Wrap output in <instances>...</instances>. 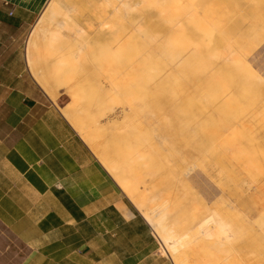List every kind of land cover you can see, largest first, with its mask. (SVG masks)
<instances>
[{"label": "rangeland", "instance_id": "obj_1", "mask_svg": "<svg viewBox=\"0 0 264 264\" xmlns=\"http://www.w3.org/2000/svg\"><path fill=\"white\" fill-rule=\"evenodd\" d=\"M68 1L70 0H58L57 4L58 6L66 7V2ZM96 2H98V0H96ZM185 2L188 6L184 9L186 17L181 22V25L187 26L186 22L189 21L197 22L199 30V23L209 20L215 33V36L210 38L209 41L198 37V35H195V32L188 30L184 37L186 41L182 42L180 45L176 42L169 45L168 41L170 39L175 40L177 36L164 34L165 31L174 28V25L170 24L167 26L164 22L166 18L158 17L160 6L162 5L160 0L140 1L139 5H136L128 16H118L115 19V29L119 32L120 36H122L120 29L127 25L130 17L133 19L140 18L142 22L147 20V24L143 25V29L149 31L151 36L156 34V36L152 38L153 45L155 46L150 48L151 53H157L161 47L169 52H175L180 48L184 50L189 49L186 54L187 57L184 59L181 66L179 68L176 67L177 70H189L193 67L196 68L197 74L203 63L213 64L215 62L211 58H208V56L228 54V64H224L220 69L214 66L217 70L211 71L213 75L216 73L220 78L218 76V79L213 78L207 80L208 76L207 73H205L202 77L197 75L199 77V79H197L194 77V74V76L191 73L179 75L175 71V74H171L162 79H156L149 87L145 85L141 91L137 92L135 89L136 75L133 74L130 77H125L122 73L128 69L129 66L127 64L133 65L134 63H141L142 60L140 56L136 53H133V57H128V55H116L115 61L110 63V70H107V66H105L103 75L96 72L90 79L79 82L80 89L77 88L74 91H67L65 88H58L55 94L59 96H57L56 101H53V103H55L57 107L67 104L65 110L61 111V113L69 121L74 115H78V113L75 114L76 111L74 112V109L78 111L81 110L80 108H82L83 104H89L90 108L88 109H92L93 106L90 103H94L96 106V103L102 104V101H106L104 103V106H106L105 112L103 111V115L101 117L97 116V118H99L102 124L101 127H99V133L102 134L103 131H105V126L108 131H106V135L108 136H105L103 140L107 143L112 140L109 142L110 145L111 142H114L113 145L108 147V153L112 149H116V145L122 144L118 146L116 150H120L122 146H127L126 151L128 152L129 150L131 156L134 158L135 155L132 154L137 152L134 150L141 149L142 152L149 147L148 153L149 150L155 151H151L152 153L150 152L153 158L157 153L156 151L160 152L162 148H168L170 150L169 155L171 156V161L167 164L173 166V168L179 167L181 171H188L189 166H184L183 164L175 162L174 158L176 157L175 155H177V150L186 148L199 154L193 161V171L190 172L187 183H180V185L179 183L177 184V182H170L171 185L167 184L165 181L163 183L162 179L169 169L167 168L169 165L166 167L163 161L160 160L155 162V159H152L154 166L152 163L149 164L152 165V167L161 169V173L157 171L159 177L156 174L157 178L154 176L152 180L155 186L152 191L156 194H161L163 192L165 194V191L168 189L174 191L178 189L182 191L184 188V190H187L185 198L184 196L182 197V193L177 195L179 199L174 197L176 193L172 197L173 202H175V200L180 201L174 204L179 213L177 218L178 225L173 226L171 225L172 223H168L170 221H167L164 223V229L167 230L172 226L175 230L173 235L181 236L191 230L190 232H192V234L194 233L193 235L195 237H198V241H201L196 227L201 222H206V220L209 221L208 225L210 227H208L213 229V232L217 231L220 233L219 231H223V234L214 232L215 235L217 234L216 236L221 237V239H217L215 235L210 239L205 238L207 240H204V238L202 239L204 242L207 241V244H203H206L208 247L206 246V248L204 246V248L207 250L209 249L208 252L214 254L212 256L208 254L203 256V251L200 248L203 245L199 247V242L197 240L198 243L194 242L197 248L193 246L194 244H190V246L192 245L194 247V250L192 249L194 252L200 249L197 252L202 254L198 256L197 254L200 253L195 252L197 254L194 255L195 253L187 248L189 251L184 250V252L182 250V252H179L181 254L177 260H170L160 246L157 256L161 258L165 264H264V247H262L264 245L261 246V244H264V240H262L264 239V231H262L264 230L262 229L264 228V224H259L260 222H264V204H262L264 203V201H262V199H264V0H185ZM67 6L70 8V12H68V16L70 17L69 22H67L68 25L72 23H82L85 19H87V21L89 19V22L95 21L92 17L87 18L88 13L92 11L91 0H73L72 5ZM58 11H55L56 14L53 13L54 16L52 18L54 20L57 19L58 16V18L61 16V13L59 14ZM181 11L182 9H180V12ZM64 19L63 16V19L61 17L60 21L62 20L65 22L66 20ZM57 20L59 21V19ZM150 22L151 24L149 26ZM50 24L51 22L47 24L46 21L39 24L37 29L40 28V30L44 32L49 28ZM68 25H66V27ZM63 28H65V26H63ZM66 29L65 31H67ZM122 43L130 46L132 42H129L128 36H125L122 39ZM53 46H55V44L50 46V51ZM42 47L43 51L41 52H43L44 55L42 63L38 66V70L40 74H43L44 78H51L55 76V74H53V71L51 73V70H46V68L49 66L48 63L51 60L50 56L52 52L49 53V51L48 56V53H44V51H46L44 50V45ZM130 52L131 51L127 53L129 54ZM23 55L24 57L26 56V45H24L23 48ZM35 58H37V55ZM157 58L161 61L162 59H166V56L164 55ZM205 59H207V62H204ZM144 60L145 58L143 61ZM244 67H248L250 71L254 72L260 78V81H262H259V83L248 75L246 73V68L243 69ZM25 68L26 72L29 73L26 64ZM222 70L226 76L222 74ZM178 77L180 83L178 82ZM184 80L186 82H182ZM33 81L45 94L46 92L39 87L34 79ZM226 82H229L230 85ZM221 84H223V86ZM227 84L230 87L226 86ZM112 85L115 87L114 90L111 89ZM225 86L228 93L226 96L222 95L221 91L217 92L218 88H224ZM176 87L178 88L177 91ZM199 88L201 94L197 92ZM203 88H209L210 90ZM149 89H152V93L147 92ZM95 91L97 92V97ZM103 93L106 94L107 98L102 97V99H100ZM198 94L200 95L198 96ZM77 95L79 96L77 97ZM195 98H197L198 101H195ZM123 99L127 100L125 102L127 103L126 105H124ZM156 101H161L164 104L173 102L168 114L170 123L174 124L175 126H173L175 128L178 126V128L172 129L171 132H169L168 129L164 128V126H166L165 120L161 123L158 122L157 113L152 111L153 103ZM122 102L124 104H122ZM198 104L202 107L208 104L207 106L209 108L206 106L204 111H202V107ZM72 105L77 107L72 108ZM78 106H80V108H78ZM95 109H92V113H96L97 107ZM130 110H134V114L127 115ZM68 111H70L71 114ZM153 112L155 117H152ZM125 114L129 117H123ZM119 119L126 120V122L120 123L119 121L121 120ZM131 119L135 120L134 126L130 124L132 121ZM102 121L105 122L102 123ZM107 122L109 125H106ZM87 124L90 125L87 127ZM111 125L113 126L112 128L121 125V127L127 126L125 131L127 134L125 135L124 133V138L122 136H112V134H109L110 131L108 128L111 130ZM84 127H86L84 129L87 130L89 127L94 128L95 124L91 121V123H85ZM149 130L152 131V136ZM155 135L164 136L163 146L154 142ZM212 136H214V138ZM150 139H152V142ZM136 143L137 146L135 145ZM86 145L88 146V144ZM90 147L89 145V150L100 162L99 157L101 155L99 156L97 154L99 148L94 152ZM130 147H132V150ZM131 151L134 152L132 153ZM103 152L104 154H102L105 155V149ZM146 152L144 151L145 155L147 154L148 156L149 154ZM144 153H141V155ZM159 156L161 157V155ZM172 161L177 167L171 163ZM207 164L216 166V170L212 174V177L205 173V169H207L205 167H208ZM103 169L106 172L107 169H105V167ZM134 181L135 180H133V182ZM165 183L166 185H164ZM140 185L139 192L141 191L143 193L146 189H151L148 185ZM256 188L261 189L256 192ZM194 191L196 192V196L203 201L196 200ZM253 192L258 194L256 200H252L250 197ZM145 194H147V192H145ZM181 201L182 204H180ZM253 201L256 203H253ZM178 204L179 206H177ZM229 206L232 208H229ZM143 208L144 207H141V210H137L141 216L142 212L146 210V208ZM208 209L213 210L209 211ZM208 216H213L214 219ZM216 223H218V227ZM257 224L259 227L262 226V228H260L261 230H258ZM229 230H231V232H229ZM244 230L246 232H244ZM260 239L262 243L258 244V241L260 243ZM222 241H225V244H221L223 243ZM217 247L218 249L221 248L218 250L216 249ZM215 250L218 251L216 252ZM190 251L192 254L189 253Z\"/></svg>", "mask_w": 264, "mask_h": 264}, {"label": "crops", "instance_id": "obj_2", "mask_svg": "<svg viewBox=\"0 0 264 264\" xmlns=\"http://www.w3.org/2000/svg\"><path fill=\"white\" fill-rule=\"evenodd\" d=\"M49 1L0 0V264H165L67 104L26 72L23 48Z\"/></svg>", "mask_w": 264, "mask_h": 264}, {"label": "bare ground", "instance_id": "obj_3", "mask_svg": "<svg viewBox=\"0 0 264 264\" xmlns=\"http://www.w3.org/2000/svg\"><path fill=\"white\" fill-rule=\"evenodd\" d=\"M57 1L58 0H50L47 4L45 10L43 11V13L37 19L35 26H34V29H33V32L31 33V35L29 36V38L27 39V41L25 43V45H26V56L24 57V58H26L25 61H26V66H27L28 71H29L28 74H30V76L36 81V83L39 85V87L46 92L45 94L48 95V98L52 102L56 101L57 96H59L58 94H55L58 88H65L67 91H72V90L74 91L77 88L80 89L79 82L84 81L85 79H90L91 77H93L95 75L96 72L101 73L103 75L105 66H107V70H110L109 69L110 65H111L110 63H113L115 61L116 55H128V57H133V53L134 54L136 53L140 56V58L142 60L141 63H137V64L134 63L133 65L127 64L129 66L128 69L122 73L125 77H130L133 74L136 75L135 89L137 92L141 91L142 88H144L143 86H145V85L147 87H149L156 79H162V78H165L171 74H175V71L179 75L180 74H186V73H189V74L191 73L192 75L194 74L195 76L194 75L193 76L197 79H199L200 76L202 77L205 73H207V76H208L207 80L208 79L211 80L213 78L218 79L219 75L217 76L216 73H214V75H213L211 73V71L217 70L216 67L218 69H220L224 64H226V63L228 64V59H229L228 54L227 55H221V56H218V54H215L213 56H208V58H211L215 62L213 64L212 63H209V64L203 63L201 65V69L197 72V74H196V68H193V67H192V69H189V70L188 69L187 70H183V69L177 70L176 67L179 68L181 66L184 59L187 57L186 54L188 53L189 49L184 50L183 48H180L179 50H177L175 52H169L166 49H164L163 47H161L157 53H153V52L151 53L150 48L152 46H155V45H153L152 38L154 36H156V34L151 36L149 31H145L143 29V25L147 24V20H144V22H142V20L140 21V18L139 19H137V18L133 19L132 17H130L128 22H127V25L120 29V31L122 33V36H120L119 32L116 31V29H115V25H114L115 19L118 16H128L130 14V12L133 10V8L136 5H139L140 1L147 2L149 0H98V2H96V0H91L92 11H90L88 13L87 18L92 17L95 19V21L89 22V19H88V21H87V19H85L82 23H72L71 25L67 24V22H69V20H70V17L68 16V12H70V8H68L67 5H72L73 0L66 2V7L58 6ZM160 1H161L162 5L160 6V11L158 13V17L166 18L164 20V22L167 24V26L170 24L174 25V28H170L169 30L165 31L164 34H167V35L171 34V35L177 36V38H175V40L170 39L168 41L169 45L172 44L173 42L179 43V45H180V44H182V42L186 41L184 37H185L188 30L195 32V35H198V37L203 38L206 41H209L210 38L215 36V33L213 31V27H212L211 22L209 20H205L202 23H199V26H200L199 30H198L197 22H190L189 21V22H186L187 26L181 25V22L186 17V14L184 13V9L188 6V4L185 2V0H160ZM180 9H182L181 12H180ZM55 11H58L59 14L61 13L60 18L62 17V19H63V16H64V18H65L64 20H66L65 21L66 24L64 21H62V20L60 21V18H58L59 16L57 17V19H59V21L57 19L54 20L52 18L54 16L53 13H55ZM46 21H47V24H49V22H51L49 28L46 31L43 32L40 30V28L37 29V26L39 24H42ZM150 24H151V22L149 23V26H150ZM66 25H68V26L66 27ZM63 26H65V28H63ZM68 27H69V29H68ZM65 29L67 31H65ZM125 36H128L129 42H132L130 46L128 44L122 43V39ZM42 44L44 45V50H46V51H44V53H46V54L50 51V46L55 44V46H53V48L51 47V51L49 52V53L52 52V54L50 56L51 60L48 63L49 66L46 68V70H49V71L51 70V73L53 71V74H55V76L51 75V76H53L51 78H44L43 74H40L39 70H38V68H39L38 66L42 63V58L44 55L43 52H41V51H43V47H42L43 45ZM129 51H131V52L128 54L127 52H129ZM49 53H48V56H49ZM155 54L157 57H161V56L165 55L166 59H162L161 61H159V58H157L155 56ZM36 55H37V58H35ZM144 58H145V60L143 61ZM204 62H207V59H205ZM214 66H216V67H214ZM245 68H246V73L248 75H250L256 81H258V82L260 81V78L254 72H251L248 67H244L243 69H245ZM227 71H228V69H227ZM41 73H43V72H41ZM222 74H224V71ZM224 76H226V75L224 74ZM219 78H220V76H219ZM226 78H228V77H226ZM178 80H179V77H178ZM226 81H227V79H226ZM178 82L180 83V80ZM182 82H186V81L184 80ZM182 82H181V84H182ZM226 83L229 84V82H226ZM228 84L226 86L230 85V84L229 85ZM221 85L223 86V84H221ZM226 86L224 87L225 89L224 88H218L217 92L221 91V94L226 96L228 94ZM177 87H176V91L178 90ZM217 87H219V86H217ZM111 89L114 90L115 87L112 85ZM203 89H207V88H203ZM203 89H201V90H203ZM199 90H200V88L198 89V91L196 89V91L198 93H200ZM147 92L152 93V89H149V91H147ZM95 93H96L95 95L97 97V92L95 91ZM200 94H198V96ZM202 94H205V93H202ZM47 95H45V96H47ZM78 96L79 95H77V97ZM219 96L223 97L221 95H219ZM102 97L107 98L105 93H103V95L101 96L100 99H102ZM225 98H227V97H225ZM234 98H236V97H234ZM196 100H197V98H195V101ZM122 101H124V103H125L127 100L123 99ZM74 102H72V103H74ZM105 102L106 101H102L103 105L101 103L100 104L96 103V106L94 105V103L93 104L90 103L93 107L95 106L94 108L92 107V109H95L97 107V111H95L96 113H92L93 110L88 109V108H90L89 104L86 105V104L82 103L83 104L82 108H84V109H82V108H80V106H78V108H80L81 110L78 111V110L74 109V112L76 111L75 114L78 113V115H76V116L74 115L71 120L68 118L71 126L78 132V134H80L82 141L84 140L86 142V144H88V146L89 145L91 146L90 148L92 149V151L96 152V149L99 148L97 150L98 151L97 154L99 156L100 155L102 156V157L101 156L99 157L100 158L99 164L101 166H104L105 169H107L106 173L111 176V178L114 180V183L115 182L117 183L120 192L127 198V200L138 211L141 210V207L146 208V210H144V212H142L143 220H145L147 226L150 227L152 233L154 234L158 243L162 247L163 252L170 258V260H173V259L177 260L181 254L179 252H182V250L183 251L184 250L189 251V249H191V251L193 253L199 251L200 249L199 250L197 249V251L195 250V252L193 251L194 247L197 248L196 247L197 245H195L194 242L198 241V237H195L193 235L194 233L192 234V232H190L191 230L187 231L186 233H184L181 236H176V235H173L175 233V230L172 226H170V228L167 230L164 229V223H166L167 221H170L168 223H172L171 225H173V226L178 225L177 218L179 216V213H178L177 207H175L174 204H176L180 201L175 200V202H173L172 197L176 193V195L174 197H177L179 199V196H177V195L179 193H182V197L184 196V198H185L186 194H187V190H184V188L182 191H180L178 189L175 191L168 189L167 191H165L166 192L165 194L163 191H162L163 193H161V194H156L155 192L152 191V189L155 187L153 185L152 180L154 179V176H156V174L159 177V174L157 173V171L160 172L161 169L158 168L159 169L158 170L157 167H152V165H150L149 163H152V159H155V162H158L161 160L166 164V167H167V165H169L167 163H170V161H171V156L169 155L170 150L168 148H162L161 149L162 151L161 150H160V152L156 151L157 152L156 155L153 156V158H152L151 157V155H152L151 151H153V150H151V151L149 150V153H148L149 147H148V149L146 148L147 150L144 149V151L145 152L147 151L146 153L149 154L148 156H147V154L145 155L144 151L141 152V149H138V150L136 149L134 151H137V152L133 151L134 154H132V155H135L133 158L131 156L129 150H128V152L126 151L127 146L126 147L122 146V148H120V150H116L118 146L122 145V144L121 145L118 144L115 146L116 149H112V150L109 149L111 151L108 153V147L113 145L114 142L113 143L111 142V145H110L109 142L112 140H110L108 143L103 140L105 138V136L106 137L108 136V135H106L107 129L105 128L106 126L104 125L105 131H103V133H102L103 135L101 133H99V131H100L99 127H101L102 124L100 123L99 118H97V116L101 117L103 115V113L105 112V110H106L105 109L106 106H104ZM208 102H209V100H208ZM124 103L122 102V104H124ZM126 104L127 103H125L124 105H126ZM172 104H173V102H169L167 104H164L161 101H156L155 103H153V108H152V111H155L157 113L159 123H161L163 120H165L166 126H164V128L168 129L169 132H171L172 129L178 128L177 125H176L177 127L175 128L174 127L175 125L170 123V118H169L168 112L171 110ZM206 106H204V107L200 106V107H202V111H204V108ZM73 107H75V106L72 105V108ZM69 108H70V106H69ZM207 108H209V107L207 106ZM68 112L70 113V111H68ZM66 113H67V110H66ZM132 113L134 114V110H130L127 115H130ZM69 115H68V117H69ZM127 115L125 114V115H123V117H127ZM152 117H155L154 112H153ZM119 120H121V119H119ZM131 120L133 122L131 121L132 123L130 122V124L131 125L133 124V126H134L135 120H133V119H131ZM91 121H93V124H95L94 128H96V129H94L93 127L92 128L89 127L90 131L88 128H87V130L84 129V128H86V127H84L85 123H91ZM124 121L126 122V120H121L119 122L122 123ZM104 122L102 121V123H104ZM107 124H108V122L106 123V125ZM113 124H114V122H113ZM128 124H129V122H128ZM88 125H90V124H87L86 126L88 127ZM117 125H118V121H117ZM121 126L112 128L113 126L111 125V128H112L111 130H110V128H108L109 127L108 126L107 128L110 131L109 134H112V136L117 135V136L123 137L127 126L126 127H121ZM130 129H131V127H130ZM146 131H148V130H146ZM150 131L151 130H149V132ZM188 132H189V130H188ZM143 133H144V131H143ZM213 133H212V135H213ZM126 134L127 133H125V135ZM147 134H148V132H147ZM150 135L152 136V131H151ZM212 137L214 138V136H212ZM151 140L152 139H150V141ZM154 140H155L154 141L155 143L157 142L159 145L163 146L164 136L162 137L159 135H155ZM135 145L137 146V143ZM93 147H95V148H93ZM142 147H143V145H142ZM131 148L132 147H130V149ZM104 149L107 152V153L105 152V155H103ZM140 152L144 153V154L141 155ZM153 152H155V151H153ZM159 155H161V157ZM175 156L176 157L178 156L177 158L176 157L174 158L176 163L183 164L184 166H187V165L189 166L188 171H181L179 167L173 168V166L169 165L172 169L168 166L167 168H169L170 170L169 169L167 170L165 167V169L167 171H166V174L164 173L165 175H164V178L162 179V181H163V183L165 181L167 184H170V185H171L170 182H172V183L177 182V184L179 183V185H180V183L186 184L187 180H188V176L190 175V172L193 171V168H192V167H194L193 161L195 158H197L199 156V154H196L194 151H191L189 149L183 148L181 150L180 149L177 150V155H175ZM156 159H159V160H156ZM171 163L176 166V164L173 163V161ZM153 166H154V164H153ZM207 166L208 167H205V168H207V169H205V173L208 174L210 177H212V174L216 170V166L213 164H209V165L207 164ZM104 167H102V168H104ZM241 171H243V170H241ZM214 175H213V177H214ZM157 176L155 178H157ZM158 179H157V181H158ZM133 180H135V181L133 182ZM166 183L164 185H166ZM177 184H176V186H177ZM139 185L140 186L148 185V187H151V189L150 190L146 189L142 193L141 191L139 192ZM173 187H174V185H173ZM171 188H172V186H171ZM259 189H261V188H256L255 191L258 192V191H260ZM145 192H147V194H145ZM257 195L258 194L253 192V193H251L250 197L252 198V200H254V199L256 200ZM194 197L196 198V200H202L196 196V192H195ZM224 199H227V198H224ZM192 200H195V199H192ZM262 201H264V199H262ZM254 202L255 201H253V203ZM180 204H182V201ZM262 204H264V203H262ZM177 206H179V204ZM230 206H229V208H232ZM252 207H255V206H252ZM212 210H209V211H212ZM233 210H235V209H233ZM225 211H226V209H225ZM227 211H228V209H227ZM254 211H255V209H254ZM208 217L213 218V216H208ZM244 217L247 218L246 216H244ZM206 219H207V217H206ZM176 222H177V224H176ZM208 222L209 221H207V220H206V222H201L199 225H197L198 228L196 227V231L198 229L197 232L201 236V237L199 236V239L201 238L200 240L202 241V243H201V241H198L201 244H199L198 242L197 243H198L199 247H200V245H203L200 247L201 250L203 251V256H205V254H208L209 256H212L214 254L208 252L209 249L207 250L204 248V246L205 247L207 246L206 245L207 241L204 242L202 239L203 238H204V240H207L205 238L210 239L211 237H214L215 233L223 234V231H219L220 233H218L217 231H214L215 232L214 233L213 229L209 228L210 226L208 225ZM213 223H214V221H213ZM217 224L218 223H216V225ZM259 224H264V222H262V223L260 222ZM217 227H218V225H217ZM258 228H259L258 230H261L260 228H262V226L259 227V225H258ZM262 229H264V228H262ZM236 230H238V229H236ZM262 231H264V230H262ZM229 232H231V230H229ZM244 232H246V231L244 230ZM219 238L221 239V237H217V239H219ZM262 240H264V239H262ZM218 241H220V240H218ZM222 242L223 243H221V244H225V241H222ZM203 243H206V244L204 245ZM261 243H262V241L260 239V243L258 241V244H261ZM190 244H194L193 245L194 247L192 245L190 246ZM256 244H257V242H256ZM262 245H264V244H261V246ZM188 246H190L191 248ZM218 247L216 249H218ZM262 247H264V246H262ZM187 248H189V249H187ZM224 250H223V252H224ZM191 251L189 253L192 254ZM197 253H200V252H197ZM197 253H195L194 255H196ZM201 254L202 253L197 254V255L200 256ZM215 259H218V258H215Z\"/></svg>", "mask_w": 264, "mask_h": 264}]
</instances>
